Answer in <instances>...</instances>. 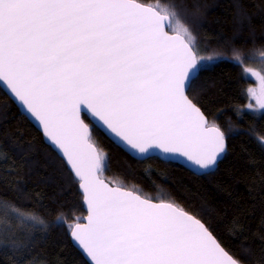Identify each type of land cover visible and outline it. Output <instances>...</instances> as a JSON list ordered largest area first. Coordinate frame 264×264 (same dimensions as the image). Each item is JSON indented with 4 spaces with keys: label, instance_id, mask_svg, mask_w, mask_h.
<instances>
[{
    "label": "snow or ice",
    "instance_id": "1",
    "mask_svg": "<svg viewBox=\"0 0 264 264\" xmlns=\"http://www.w3.org/2000/svg\"><path fill=\"white\" fill-rule=\"evenodd\" d=\"M194 48L174 4L162 14L137 0H0V82L39 119L83 182L90 215L69 227L93 264H241L172 202L109 187L97 174L107 158L81 119L84 112L141 155L159 149L216 166L226 136L187 94L211 59ZM232 58L252 72L239 49ZM260 80L259 95L249 89L257 110L264 109ZM11 212L20 223L36 220Z\"/></svg>",
    "mask_w": 264,
    "mask_h": 264
},
{
    "label": "trees",
    "instance_id": "2",
    "mask_svg": "<svg viewBox=\"0 0 264 264\" xmlns=\"http://www.w3.org/2000/svg\"><path fill=\"white\" fill-rule=\"evenodd\" d=\"M137 2L162 13L174 4L200 55L211 57L188 95L225 133L228 151L216 172L196 176L157 158L133 159L93 128L92 142L107 158L101 176L136 186L155 202L163 197L199 219L241 264H264V113L244 110L254 84L232 59L233 49L264 51V0ZM12 207L42 225L20 223ZM85 215L64 161L0 88V264H88L69 238V226Z\"/></svg>",
    "mask_w": 264,
    "mask_h": 264
},
{
    "label": "water",
    "instance_id": "3",
    "mask_svg": "<svg viewBox=\"0 0 264 264\" xmlns=\"http://www.w3.org/2000/svg\"><path fill=\"white\" fill-rule=\"evenodd\" d=\"M145 6H150V5H145ZM150 7H152V6H150ZM166 31H168L167 28H166ZM169 35H180V34H170L169 33ZM185 42H187L186 39H185ZM198 76H199V68L197 69V77L195 78V80L198 78ZM0 88L14 102V104L20 110V113L22 115H24L29 120V122L42 134V137L44 139L45 144L47 146H49L64 161V163L66 164V166H67L68 170L70 171V173L72 174L74 180L78 183V191H79V193L82 196L83 209H84V212L86 214L83 218H81V220L79 221V223L80 224H86L87 223V218L90 215V210L88 208V204H87V201H86V198H85V194L82 191L81 185H82L83 182L75 175V169H73L71 167V162L67 159L66 155L63 153V150L60 149L59 146L56 145L55 142H53L47 136V133L44 131L43 126H42V123L39 121V119L36 118V117H34L32 114L29 113V111H27L26 106L21 101H19V99L14 95V93L11 92L10 88L7 87L5 85V83H3V82H0ZM204 116H205V114H204ZM84 118H86L90 122V124H88L85 121ZM205 118L209 122V119L206 116H205ZM81 119L88 126L90 142L93 144V146L96 148L97 152H99V153H101L100 149L92 142V134H93L92 130H93V128L98 129L112 143H114L117 147H119L120 149H122L125 153H127L133 159H136L138 161H145V160H148V159H151V158H157L160 161L165 162V163H172V164L179 165V166L183 167L184 169H186L187 171L191 172L192 174H194L196 176H204V175H208V174H211V173L216 172L217 169H218V167H219V164L223 161V159H224V157H225V155L227 154V151H228V141H227V138H226V146H227L226 152L223 153L218 158L217 165L214 166V167H210L208 169H204V168L196 165L194 161L189 160L187 157H185V156H183L182 154H179V153L168 154V153H164L163 150L157 149L156 151L149 150V153L148 154L141 155L137 151H134L130 147H128L127 144H126V142H123L121 138L117 137L115 134H113L110 131L106 130L101 125V123H99L97 120L91 118L89 115L85 114L84 112H81ZM209 126H211L210 122H209ZM103 167H104V163H103V160H102V170L97 173L100 176L101 179H103L101 177V174L103 172ZM103 180H104V182L106 184L109 185V187H117V186L111 185L105 179H103ZM124 190H128V189H124ZM128 191H132V190H128ZM134 193L137 194V195H140V194H138L136 192H134ZM153 202H155V201H153ZM69 238H70V241H71L72 245L74 246V248L78 252H80V254L83 256V258L85 259V261L88 264H93V262L91 261L90 257H88L87 254H86V252L83 250L82 246H80L79 243L73 239V237L71 236V234H69Z\"/></svg>",
    "mask_w": 264,
    "mask_h": 264
},
{
    "label": "rangeland",
    "instance_id": "4",
    "mask_svg": "<svg viewBox=\"0 0 264 264\" xmlns=\"http://www.w3.org/2000/svg\"><path fill=\"white\" fill-rule=\"evenodd\" d=\"M156 9V8H155ZM158 10V9H156ZM162 13V12H161ZM164 14V13H162ZM182 23V22H181ZM185 25V24H184ZM190 31V30H189ZM170 34H180L181 36H183L186 41L190 44L191 46V43L188 39V37L186 35H184L183 33L179 32V31H170L169 32ZM192 35V34H191ZM193 36V35H192ZM194 51H197L198 52V57L201 56L200 53V49L198 47V44L195 43V48H194ZM258 52L259 51H255L253 53H250V54H245L243 55L244 57V64L250 68L252 70V72H255L257 73V75H253L252 72H249L247 74H245L246 78L250 79L253 81V86H251L249 89L253 90L257 95H259L260 93V90H261V80H260V77L264 76V58L260 57L258 55ZM202 54V53H201ZM203 55V54H202ZM233 59V58H232ZM234 60V59H233ZM235 61V60H234ZM237 62V61H236ZM244 71V70H243ZM249 89L247 91V95H248V103H247V106L245 107V111L249 112V113H253L255 115H259V114H262L264 113V109H260V110H257L258 109V104H257V99H256V96H253L250 94L249 92ZM249 105H251L252 107L249 108ZM212 125V124H211ZM231 127L230 128H235L234 125H230ZM102 156H106V154L104 152H101ZM104 161V160H103ZM105 163V162H103ZM106 171V169H105ZM102 177V176H101ZM103 179H105L104 177H102ZM112 179V178H111ZM106 180V179H105ZM108 182V180H106ZM111 185L113 186H117V187H122L124 189H128V190H132L138 194H140L142 197L143 195L145 194L142 189L140 188H137L136 186H130L129 184L127 183H123L121 180H119L118 178H113V181L109 182ZM10 212V210H9ZM14 214V213H13ZM15 215V214H14ZM32 216V215H31ZM41 220L38 219L36 217V220L35 221H28L27 224H30V225H34V226H41Z\"/></svg>",
    "mask_w": 264,
    "mask_h": 264
},
{
    "label": "bare ground",
    "instance_id": "5",
    "mask_svg": "<svg viewBox=\"0 0 264 264\" xmlns=\"http://www.w3.org/2000/svg\"><path fill=\"white\" fill-rule=\"evenodd\" d=\"M104 162V161H103ZM186 212V211H185Z\"/></svg>",
    "mask_w": 264,
    "mask_h": 264
}]
</instances>
